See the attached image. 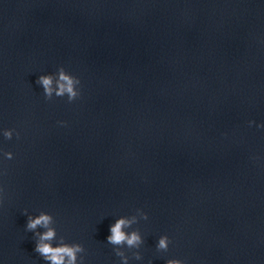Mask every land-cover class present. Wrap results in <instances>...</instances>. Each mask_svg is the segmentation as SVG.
<instances>
[{"label":"water","instance_id":"1","mask_svg":"<svg viewBox=\"0 0 264 264\" xmlns=\"http://www.w3.org/2000/svg\"><path fill=\"white\" fill-rule=\"evenodd\" d=\"M0 64L63 67L264 147V0H0Z\"/></svg>","mask_w":264,"mask_h":264},{"label":"clouds","instance_id":"2","mask_svg":"<svg viewBox=\"0 0 264 264\" xmlns=\"http://www.w3.org/2000/svg\"><path fill=\"white\" fill-rule=\"evenodd\" d=\"M36 84L42 87L47 100H51L54 95L59 98L67 96L68 102L72 103L80 96V91L78 90L80 80L66 72L63 67L59 68L55 74L40 75L36 80ZM252 123L254 122H249L250 126ZM258 127H264V125H258ZM14 131V129L5 130L3 136L11 140ZM16 136L19 138V133H16ZM4 157L7 160L14 158L11 152H5ZM137 214L140 219H148L147 214L139 209ZM24 215L27 216L26 231L34 233L36 237L35 252L43 258L46 264H84L81 254L85 252V249L81 244H68L63 237H60L57 246H53V242L57 241V231L54 227L55 220L52 215L40 212L37 216H31L27 214L26 210ZM136 223H138L137 215H133L116 219L115 223L110 226V235L107 237V243L114 247L115 255L120 258L121 264H129V257L121 249L127 247L129 250H138L144 243L138 230L125 231ZM38 229H43V231H37ZM170 243L168 236H161L156 245V250L158 252H167ZM132 257L137 261L142 259L139 251L133 252ZM166 264H184V261L169 259Z\"/></svg>","mask_w":264,"mask_h":264}]
</instances>
